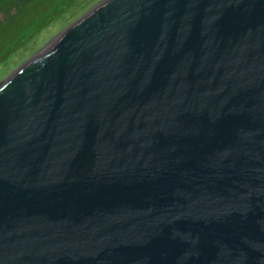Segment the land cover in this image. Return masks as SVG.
I'll list each match as a JSON object with an SVG mask.
<instances>
[{
  "label": "water",
  "instance_id": "water-1",
  "mask_svg": "<svg viewBox=\"0 0 264 264\" xmlns=\"http://www.w3.org/2000/svg\"><path fill=\"white\" fill-rule=\"evenodd\" d=\"M0 264H264V0H102L2 80Z\"/></svg>",
  "mask_w": 264,
  "mask_h": 264
},
{
  "label": "rangeland",
  "instance_id": "rangeland-1",
  "mask_svg": "<svg viewBox=\"0 0 264 264\" xmlns=\"http://www.w3.org/2000/svg\"><path fill=\"white\" fill-rule=\"evenodd\" d=\"M102 0H0V82Z\"/></svg>",
  "mask_w": 264,
  "mask_h": 264
},
{
  "label": "bare ground",
  "instance_id": "bare-ground-1",
  "mask_svg": "<svg viewBox=\"0 0 264 264\" xmlns=\"http://www.w3.org/2000/svg\"><path fill=\"white\" fill-rule=\"evenodd\" d=\"M43 50H45V49H43ZM43 50H42V51H43ZM42 51H41V52H42Z\"/></svg>",
  "mask_w": 264,
  "mask_h": 264
}]
</instances>
